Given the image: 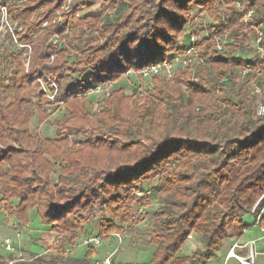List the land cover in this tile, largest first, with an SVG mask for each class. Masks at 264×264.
I'll use <instances>...</instances> for the list:
<instances>
[{"label":"trees","instance_id":"1","mask_svg":"<svg viewBox=\"0 0 264 264\" xmlns=\"http://www.w3.org/2000/svg\"><path fill=\"white\" fill-rule=\"evenodd\" d=\"M86 1L77 0L65 26L50 27L49 32L69 29L62 47L48 43L47 36L29 41V28L22 38L32 44L29 72L19 74L17 68L7 77L8 57L0 56L1 208L22 224L35 208L49 231L74 242L100 207L111 215L98 220L97 234L106 238L123 224L138 222L127 204L135 190L146 192L142 183L157 179L163 203L153 213L149 238L156 250L150 260L138 264H202L223 239L232 233L239 236L247 226L245 214L264 203V114H256L252 91L253 76L261 75L264 105V57L220 55L214 48L219 37L228 36L242 49L246 37L260 29L257 46L264 51V0H243L241 7L235 0H101L102 10L124 4L127 8L116 18H106L102 10L75 17ZM61 2L52 0L53 7ZM193 8L211 21L197 28L205 65L195 78L187 68L171 79L184 84L185 99L156 75L151 91L137 96V105H127L133 104L132 97L115 89L98 112H84L85 99L78 94L179 52L189 35L181 44L177 40L192 23ZM248 9L251 16L244 20ZM244 67L249 71L239 80L234 68ZM46 77L57 86L55 101L65 106L57 119L58 129L66 132L62 137L43 138L29 128L30 105L40 120L45 118V94L36 81ZM81 132V146L63 148L68 137ZM55 160L60 161L59 173L51 183L48 171L55 169ZM258 223L264 226V217ZM194 232L200 234L199 247L180 255ZM60 247L10 264L92 262L93 246L82 258H67ZM0 264H9L1 254Z\"/></svg>","mask_w":264,"mask_h":264},{"label":"rangeland","instance_id":"2","mask_svg":"<svg viewBox=\"0 0 264 264\" xmlns=\"http://www.w3.org/2000/svg\"><path fill=\"white\" fill-rule=\"evenodd\" d=\"M243 0L236 3L237 7L242 6ZM77 0H62L58 7H53L52 0H2L0 3V56H7L8 59L4 66V74L7 75L10 70L18 68L19 74L29 72L32 59V44L22 38L26 36L30 27L33 31L29 34L28 40H35L41 36L48 37V43L62 47L65 39L69 33V29L65 28L63 32L50 31L52 25L65 26L71 20V10ZM101 0H87L86 4L81 6L75 11V17H81L86 14L100 12ZM127 5H120L117 8H106L102 10L106 18H116L118 14L126 10ZM245 10L243 13H245ZM192 23L187 24L182 35L178 37L177 44L184 42L186 35H195L197 41L200 40L202 34L198 33L197 28L204 22L211 21V18L198 8L191 10ZM251 15L246 17L243 15L244 20H248ZM254 35L250 34L244 40V47L242 49L233 46V40L228 36L219 37L215 41L214 48L220 55L232 53L243 58H251L255 53H259L264 57L263 53L258 51L256 45L257 32ZM49 32V33H48ZM14 56H11V55ZM11 56V57H10ZM10 59L15 60L11 63ZM70 59V57H69ZM53 60V56L50 57ZM18 66V67H17ZM243 69V68H242ZM242 69L234 68L235 72L239 75V80L245 78L246 74L242 73ZM181 72V71H180ZM178 72V73H180ZM149 77H141L136 73L126 72L119 77L101 83L104 88L99 91L93 92V88L89 89L86 93L78 94V96L85 99L83 104L84 112L93 115L101 108L102 101L111 93L112 90L121 89L124 95L132 97L133 104L137 105V96H144L151 91L153 81L156 77L163 78L164 81L169 82L170 88L179 91L182 94V99L187 96L185 86L182 82L172 81L174 77H167L165 74H157ZM261 75H255L252 78V91L256 94V114H258V105L262 103L261 100V87L259 86ZM37 82L39 92L45 94L46 104L45 118L40 120V115L35 106L30 105L29 111L32 117L29 120V128L32 134H38L43 138H56L57 135L62 137L65 135L63 128L58 129L57 119L61 118L65 106L62 103L55 101V93L57 86L49 77L40 78ZM7 81L4 83L6 84ZM264 83V82H263ZM259 89V90H258ZM5 96V95H4ZM38 103V99L35 100ZM89 135L92 131L88 132ZM85 135V134H84ZM83 133H76L75 136L68 137L65 141L63 148H72L81 146L80 138L84 137ZM45 157H48L46 154ZM53 161V160H52ZM55 169L48 171L51 183H55L58 178L60 161H54ZM37 171H40L38 169ZM157 179L150 182L142 183L141 187L146 190L145 195H139L138 191H134V200L130 201L127 205L128 212L133 216L134 220L123 224V229L118 233L121 235L120 242L117 237L111 233L106 238L111 242V246L105 252L109 254L113 252V261L116 264H138L141 260L148 261L156 250V246L149 242V238L153 230L154 211L163 203V196L157 191ZM137 199H140L137 201ZM0 200V254L5 257V260L10 264L15 259L28 260L40 254L46 256L50 252H55V249L60 245L62 254L67 258L83 256L84 250L89 246L86 240L89 236L97 234L98 220L100 217L105 216L111 218L105 210L96 207L93 211V217L82 233L77 234L74 242H70L68 237H59L55 233H51L47 227L41 223L39 215L35 208L30 209L29 221L27 224H22L14 216L1 208ZM263 202H258L251 211L256 213V210L263 206ZM15 231H19L20 236L15 237ZM3 233L5 235H3ZM196 236H200L196 233ZM10 237L13 240V250L8 251L3 246V239ZM119 242V243H118ZM64 250V251H63ZM104 255V254H103ZM104 255V256H105ZM103 257V256H101ZM100 257V258H101ZM96 259H91L90 264H94ZM145 262V261H143ZM142 263V262H141Z\"/></svg>","mask_w":264,"mask_h":264},{"label":"built area","instance_id":"3","mask_svg":"<svg viewBox=\"0 0 264 264\" xmlns=\"http://www.w3.org/2000/svg\"><path fill=\"white\" fill-rule=\"evenodd\" d=\"M251 11L245 12V16L250 15ZM262 36V31L258 30L257 36H256V45L260 41ZM258 51L260 53L264 54V51L262 48L258 47ZM204 58L200 55V50L197 45V38L195 35H189L188 40L186 41V44H183L181 50L179 52L174 53L171 56L166 57L164 60L156 63H151L142 66L139 69H131L128 72L129 73H136L140 75L141 77H149L153 75H157L160 73L165 74L167 77L175 76L178 72L184 71L185 69L191 70V76L195 78L196 73L205 65ZM249 71L248 67H244L242 69V73L245 74ZM104 87L102 85H96L92 90L93 92H97L100 89H103ZM259 90V89H258ZM258 114L264 113V105L261 103L258 105L257 108ZM139 195L144 196V193L138 192ZM263 229V228H262ZM15 237H19L20 233L19 231H15ZM118 241L120 242L121 235L119 233L114 234ZM102 237L98 234L89 236L86 240V243H88L90 246L97 247L101 244ZM118 242V243H119ZM13 240L10 237H5L3 239V246L6 250L12 251L13 250ZM236 244L234 243L230 249L227 252V256H232L236 258L241 264H258L254 253L252 250L249 251V253L246 256H241L238 253L235 252ZM11 263V261H10ZM94 264H115L113 261V252L106 254L105 256L101 258H96Z\"/></svg>","mask_w":264,"mask_h":264},{"label":"crops","instance_id":"4","mask_svg":"<svg viewBox=\"0 0 264 264\" xmlns=\"http://www.w3.org/2000/svg\"><path fill=\"white\" fill-rule=\"evenodd\" d=\"M234 2H235V6H237L236 3H239L240 0H235ZM249 10L252 13L251 9H248L246 12H248ZM244 14L245 13H243V15ZM260 217H264V204L263 206H261L260 208L256 210V214H254L252 211L245 214L244 221L247 224V226L239 236H236L235 234L232 233L228 238L223 239L222 244L216 250L215 255L212 257L206 258V259H202L200 263L202 264H241L236 258L232 256H227L228 250L235 243L236 253H238L241 256H246L249 253V251L252 250L257 263L264 264V226H261L258 223V219ZM3 235L5 234L3 233ZM199 245H200V238L196 236L195 233H192L189 236V238L186 240L183 247L181 248L179 254L183 256L190 255L197 247H199ZM110 246H111V242L107 238H102L101 244L97 247H94L95 251L90 256V258L96 259V258H100L101 256H104L105 252L108 250ZM86 249L84 250L83 255ZM137 261H139L140 263L143 261L146 262L145 259L140 261L139 258Z\"/></svg>","mask_w":264,"mask_h":264}]
</instances>
